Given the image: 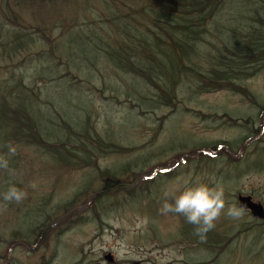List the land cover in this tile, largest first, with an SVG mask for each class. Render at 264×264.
I'll return each instance as SVG.
<instances>
[{
  "label": "trees",
  "instance_id": "obj_1",
  "mask_svg": "<svg viewBox=\"0 0 264 264\" xmlns=\"http://www.w3.org/2000/svg\"><path fill=\"white\" fill-rule=\"evenodd\" d=\"M55 1L0 0V31L5 30L4 34L0 33V41L9 38L7 46L0 49V68L19 67L20 57H23L22 61L31 60L38 64L36 72L33 71L25 81L19 78L12 84L0 85L1 93L5 92L0 95V154L4 152L9 159L10 175L17 187L20 188L21 184L13 171L17 167L16 155L9 154L8 143L29 146L40 160H51L55 166H61L56 157L64 159L63 166L69 175L91 167L95 170L90 180L92 185L103 182L105 188H114L113 193L126 194L130 198L136 196L140 202L137 205L144 210L150 209L155 197L159 196L156 187L162 183V178L171 171L185 172L191 164L208 169L211 164L222 163L225 157L236 162L235 168L243 164L246 171L253 167L257 173L264 174L262 137L250 140L245 146L247 138L234 144L194 145L188 150L177 140L166 150L140 157H136L139 149L131 140L132 133L142 127L139 118L144 109L176 108L179 104L185 107L184 101L178 98L183 89L195 95L226 91L249 99L251 91L242 85V80L251 73L255 76L264 70V0H141L138 6L140 19L121 20L114 14L116 10L110 7L117 23L115 34L92 31L84 37H81L84 32L78 29L80 24L70 22L64 16L50 15L49 10ZM26 5L35 6L36 12L49 18L29 15L30 21L42 23L32 22L31 25L22 17ZM19 33H28V36L20 40ZM110 44L112 46L107 50L105 46ZM59 67L74 69V73L67 76L71 84L66 88L88 93L92 102L95 99V104L98 101L101 105L105 102L126 106L128 112L123 120L116 125L109 123L108 128L99 130L92 121L82 126L81 118H78L65 123L64 128L51 125L41 130L33 117L39 116L40 104L45 103L43 97L50 100L45 87L58 79ZM113 76L122 83H108ZM77 78L81 79V84ZM152 92L156 94L151 95ZM132 94L138 102L130 99ZM198 114L204 120L211 118L207 114ZM85 118L89 121L90 113ZM239 121L238 117H230V125L234 126L246 127L251 119H242V124ZM250 126L253 128L252 124ZM160 130L161 126H158L154 133ZM43 133L49 139H44ZM64 134L67 142L61 137ZM90 135L97 139L89 138L88 141ZM230 144L237 149L243 147V156L235 161L227 151L218 150L231 147ZM230 153L235 154L231 149ZM110 155L120 156L125 162L121 161L117 168L100 170L98 161ZM184 155L186 162L181 170L179 161ZM244 157L253 158L252 165ZM170 158L176 161L167 167ZM76 164L79 166L75 167ZM223 166V169L228 167ZM114 170L119 173L110 172ZM88 192L84 188L78 190L68 204L75 206ZM105 208L102 195L92 199L90 210L97 220ZM223 214L206 234L205 242H201L194 234L195 226L187 223L182 215L173 213L180 222L179 236L186 239L188 245L207 254L220 255L230 249L238 236L247 239L249 235L252 236L250 247L258 254L264 251L261 237L264 225L250 223L247 219L239 222L225 212ZM80 220H71V223Z\"/></svg>",
  "mask_w": 264,
  "mask_h": 264
},
{
  "label": "rangeland",
  "instance_id": "obj_2",
  "mask_svg": "<svg viewBox=\"0 0 264 264\" xmlns=\"http://www.w3.org/2000/svg\"><path fill=\"white\" fill-rule=\"evenodd\" d=\"M140 1L67 0L57 7L54 5L50 11L55 13L57 17L62 15H65L67 19L77 17L80 19L79 22H82L83 20L86 21V18L94 16L96 11H104L105 5L103 2H107L112 10L120 11L126 20L132 17L140 19V12L138 11V6L141 5ZM65 4H67L66 7H61V5ZM82 31L84 32L85 28H82ZM220 47L222 48V45ZM214 63L216 66L218 65L216 61ZM174 66L175 64L172 63L173 68ZM245 78L246 80H242L241 83L251 91L249 99L223 91L198 94L195 102L191 103L195 97L193 93H189L187 97L189 102H186L184 96L179 94V98L183 99L186 107L189 108L185 112L177 110L173 113L170 107H161L160 110H144V115L140 117L142 127L138 132H133L131 137L132 145H136L139 149L136 157H140L143 154L159 153L161 150H166L175 145L177 140L191 147V145L201 143H236L247 137L250 131L243 126L230 125V116L234 119L240 118V123H242V119H246L248 116L255 120L259 110L251 102L264 106V71L259 72L255 76L251 73ZM107 82L122 83L115 76L111 77ZM94 91L97 93V90ZM155 94V92L151 93V95ZM135 97L132 94L130 99L134 98L137 101ZM52 101L58 108L65 110L69 116L76 117V112L70 108V103L77 101L78 104H81L82 98L74 95L68 89V92L61 97L52 95ZM93 104L95 105L94 117H96V120L103 128H108L109 123H120L128 112L126 106H115L105 102L101 105L98 101L95 104V99ZM198 112L210 115L211 118L204 120L201 115L197 114ZM169 114L171 115L165 118L162 130L155 134L154 131L158 124H161V118ZM212 115H215V117ZM254 127L255 129L259 127L258 120L255 122ZM261 134H264V130ZM238 154H241V152ZM230 156L233 161L239 157V155L233 154H230ZM112 162L113 159H106L101 161V165L109 166ZM184 164L181 165V170ZM220 168L221 166H216L205 169L199 164H191L190 169L185 172L175 171V174L168 175L166 180L162 181V191L158 195H164L166 190H178L186 183L200 179L210 186L214 181H219L221 186L226 188L224 190L229 192V202L235 201L234 197L231 196L236 192H241L242 195H249L254 201L261 202L264 206V174L249 172L242 174L237 180L232 177L231 180L226 178L224 182L225 174L232 175L235 167L234 164H231L227 169H224L225 174L218 177L215 173ZM44 172L46 173L47 171ZM87 177V174H83L78 178L62 176L56 185V189L64 191L57 194L58 196L55 197L53 204L59 203L58 199L62 200L61 202L68 200L72 196L71 188L83 184ZM33 185H35L34 188L38 187L40 190V197L44 196V192L48 193L51 189L50 181L44 177L37 183L34 181ZM36 200L37 198L34 196L33 202H36ZM115 200L121 202L122 195H112L105 199V203ZM169 200L171 199L169 198ZM163 201V196L155 197V202L151 208L143 213H138L137 209L127 205V208L118 209L116 213L108 216L102 228H100L92 214L89 213V223L82 224L65 234V249L60 254V260H62L60 264H63V261L66 264L78 262L82 257L79 250H82L84 254L81 264H106L103 256L108 253L113 256L116 264H180L203 260L202 253L198 254L197 252L198 249L192 248V250L188 251L189 245L178 234L181 232L180 222L170 217L168 213H162L159 206H162ZM89 202L90 200L86 205ZM86 211L89 212L88 208ZM244 215L250 223H262V221L253 217L250 212H245ZM33 220L34 218L31 215H20L17 217L13 216L11 223L19 225L20 228H25L32 225ZM251 238V235L247 239L238 236L232 242L230 249L223 254L225 260L221 264H264V251L258 254L252 249L249 245ZM262 239H264V235H262ZM23 252L16 254V263L17 261L26 262ZM73 253H75V258L71 259ZM197 254L196 259L198 260L194 258Z\"/></svg>",
  "mask_w": 264,
  "mask_h": 264
},
{
  "label": "clouds",
  "instance_id": "obj_3",
  "mask_svg": "<svg viewBox=\"0 0 264 264\" xmlns=\"http://www.w3.org/2000/svg\"><path fill=\"white\" fill-rule=\"evenodd\" d=\"M6 147L10 155L16 154V148L11 143ZM0 169L8 170L12 174L9 161L3 155H0ZM26 197L27 192L24 189L9 183L6 190L0 193V212L7 211L8 205L13 202L21 203ZM224 210L225 193L221 183L214 181L210 186L200 179L188 182L178 190H166L161 208L162 213L182 215L187 223L194 225V234L201 242H205L206 234L215 227L214 222L220 218ZM245 211L244 207L234 202L228 206L226 215L232 219H239Z\"/></svg>",
  "mask_w": 264,
  "mask_h": 264
},
{
  "label": "water",
  "instance_id": "obj_4",
  "mask_svg": "<svg viewBox=\"0 0 264 264\" xmlns=\"http://www.w3.org/2000/svg\"><path fill=\"white\" fill-rule=\"evenodd\" d=\"M240 202L241 204L245 207V208H253L256 210V213L258 215H261V210L262 208L260 206H256V205H251L249 203V199L248 198H240Z\"/></svg>",
  "mask_w": 264,
  "mask_h": 264
}]
</instances>
